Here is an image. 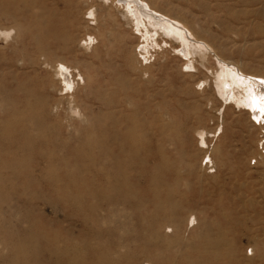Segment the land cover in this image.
<instances>
[{"label":"rangeland","instance_id":"rangeland-1","mask_svg":"<svg viewBox=\"0 0 264 264\" xmlns=\"http://www.w3.org/2000/svg\"><path fill=\"white\" fill-rule=\"evenodd\" d=\"M145 1L206 50L111 0H0V264H264V104L236 73L264 79V0ZM113 126L139 153L117 186Z\"/></svg>","mask_w":264,"mask_h":264},{"label":"bare ground","instance_id":"bare-ground-1","mask_svg":"<svg viewBox=\"0 0 264 264\" xmlns=\"http://www.w3.org/2000/svg\"><path fill=\"white\" fill-rule=\"evenodd\" d=\"M111 2L112 4H116V7L121 6L124 10H126L132 23L137 28V31L139 29H142L144 30L145 34H147V25H150L151 27L156 28L159 31H163L165 33H168L174 36L179 41L180 46L182 47L181 51L183 55H185L186 57L190 56L191 48L193 47H200L201 48L200 50L202 49L206 50L207 48L205 44L199 43V41H197V39L188 30V28L181 25L178 21L174 20L173 18H170L167 15H164V13L162 14L161 12L155 10L145 0H111ZM93 15H94L93 12H91V16ZM89 40L92 41L91 38ZM59 65L62 67V70L61 71L57 70V72L62 82L64 83L65 87L70 88L72 86L70 72L68 68L65 67L64 65L62 64H59ZM236 73H237V77H239L240 79H244L245 81L248 82L249 88L252 90V93L254 96L253 98L256 101L255 103L261 101L260 103L264 104V79L256 77V76L254 77V76L244 75V73L239 72L237 69H236ZM223 92H224V96L226 97V99H228L233 93L231 88L228 85L226 86V89L223 90ZM103 106L105 107V109L110 108L109 105L103 104ZM257 106L258 105L255 104L254 107L256 109H260V107H257ZM127 132L128 130L121 131V130H118V128L114 126L108 131H101V130L98 131V134L101 137L100 139L101 141L99 143L101 144V147H102L100 149L101 150L100 152L102 153L103 158L105 160H108L107 162L111 168V171L109 172L107 170L104 172L102 171L103 173L101 174V176L108 178V179L109 178L112 179V181L114 182L113 183L114 186H117L116 184H120L121 178H123L122 176L124 173L121 168L124 165L125 166L126 165L131 166L132 164L135 165L137 161H139V158L137 157V155L139 154L138 149L134 148V146H132V144L127 140L126 135H125V133ZM81 140L84 141L82 138ZM54 144L56 145V143ZM88 144H90V141H88ZM124 152L128 153L130 156V159L127 162V164H124L125 162L123 161ZM154 156L155 155H151V157H148L147 160L151 158H155ZM138 178L142 180L143 174H138V177L136 179ZM154 182L155 180L152 179L149 184L152 185ZM114 186H113V189L118 190L114 188ZM133 186H134V183H133ZM133 186H130L131 188L129 187L130 191H134V189L132 188ZM104 189L106 190V188ZM101 192L104 194L101 201L106 199L105 201H108V203L111 205L115 204L117 201H122L123 205H126L131 210H133L137 206L136 204L129 203L127 199L125 198L120 199L121 196L120 197L116 196L114 198L108 199L106 198V195H105L106 192L104 190H102ZM41 238H42L41 236H37V235L31 236L30 235L28 236L27 239L28 240L33 239L37 243V240H40ZM53 256L55 257V254L52 253L50 250L46 251V257L48 259H51ZM33 257L36 262L37 261L39 262L38 260L39 258L36 254H34Z\"/></svg>","mask_w":264,"mask_h":264}]
</instances>
